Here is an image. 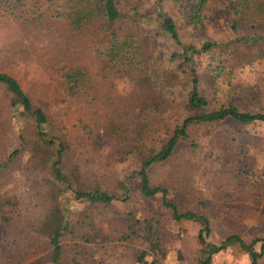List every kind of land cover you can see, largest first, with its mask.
Wrapping results in <instances>:
<instances>
[{"label":"rangeland","instance_id":"374dc122","mask_svg":"<svg viewBox=\"0 0 264 264\" xmlns=\"http://www.w3.org/2000/svg\"><path fill=\"white\" fill-rule=\"evenodd\" d=\"M235 1L208 0L205 7L207 36L232 42L198 56L201 90L215 107L231 104L264 111V45L238 40L260 32L253 24L264 21V0H248L251 8L243 12L238 33L232 29L230 9ZM57 12L53 0L0 2V70L16 77L33 99L48 100L49 114L57 124L49 133L60 132L66 141L65 171L78 167L87 186L118 196L103 202L76 200L71 193L58 195L56 202L66 206L69 222L61 238L62 264H199L198 259L206 257L199 241L200 224L190 219L177 222L159 195L149 198L141 192L140 162L132 149L143 108L136 100L137 72L108 74L101 56L106 33L92 26L74 29ZM115 27L138 32L145 57L152 55L155 41L131 25ZM76 65L88 70L87 87L70 97L61 70ZM161 99L166 117L179 121L180 106L168 97ZM0 121L10 131L15 127L2 90ZM162 133L154 132L158 138ZM2 143L11 151L18 139L11 133ZM15 166L4 188L20 197L23 218H34L43 207L36 189L41 176ZM148 172L152 184L166 187L168 199L180 210L201 211L209 217V243L218 244L235 233L247 243L258 240L254 248L259 250V240L264 239V121L226 118L194 127L167 160L152 164ZM21 226L0 223V264H11L23 250ZM34 249L43 256V264H53L48 241ZM248 263L238 242L214 254L210 262ZM258 264H264V257Z\"/></svg>","mask_w":264,"mask_h":264},{"label":"trees","instance_id":"16d2710c","mask_svg":"<svg viewBox=\"0 0 264 264\" xmlns=\"http://www.w3.org/2000/svg\"><path fill=\"white\" fill-rule=\"evenodd\" d=\"M10 1L19 4L23 0ZM53 1L57 16L65 18L74 29L92 26L106 33L101 40L105 42L101 56L105 59L104 70L108 74L137 72L134 75L139 88L136 100L143 108L142 119L137 122V142L132 149L140 162L137 177L142 194L149 198L159 195L162 204L171 209L177 222L190 219L200 224L199 241L206 257L199 258V264H210L214 254L234 242L246 250L248 264H258L259 259L264 257V239L259 240V250L254 248L258 240L247 243L235 233L218 244L209 243V217L201 211L180 210L175 202L168 199L166 187L152 184L148 172L152 164L167 160L180 142L190 136L194 127L226 118L237 122L264 121V111L242 110L231 104L215 107L201 90V75L196 64L198 56L211 54L232 42H220L207 36L204 11L208 0H154L153 4L148 0ZM232 2V29L238 33L241 16L250 10L251 4L248 0ZM118 24L123 27L131 25L151 42L155 41L152 55L145 57L138 32L116 28ZM253 27L260 32L242 35L238 40L264 45V21L253 24ZM88 76V70L80 65L62 68L61 82L67 95L75 97L85 91ZM0 90L9 100L11 116L15 119V127L11 131L0 121V223L9 226L21 223L24 243L20 255L12 259L11 264H43V256L34 249L42 241H48L52 246V263L62 264L61 238L68 231L69 222L66 206L56 202L58 195L71 193L76 200L103 202L118 196L105 189L87 186L78 167L70 173L65 171L63 157L67 149L66 141L60 132L49 133V128L53 129L57 124L49 114L48 100L33 99L16 77L1 70ZM164 97L180 106L179 121L173 122L164 114L165 99H161ZM157 130L163 131L161 138L155 136ZM11 133L15 134L18 143L8 151L2 140ZM20 165L24 172L41 176L36 189L41 195L43 207L34 218H23L20 197L4 188L9 170ZM120 185L125 190L129 189L124 181Z\"/></svg>","mask_w":264,"mask_h":264}]
</instances>
